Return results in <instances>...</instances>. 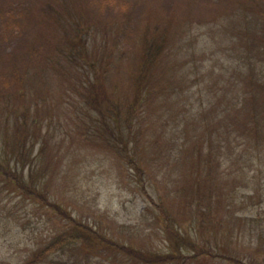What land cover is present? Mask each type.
Returning a JSON list of instances; mask_svg holds the SVG:
<instances>
[{"label": "rangeland", "instance_id": "obj_1", "mask_svg": "<svg viewBox=\"0 0 264 264\" xmlns=\"http://www.w3.org/2000/svg\"><path fill=\"white\" fill-rule=\"evenodd\" d=\"M240 57L264 65V0H0V145L50 200L0 178V264L27 261L62 214L115 243L90 264H264V155L219 149ZM140 84L157 93L134 154L100 113Z\"/></svg>", "mask_w": 264, "mask_h": 264}, {"label": "trees", "instance_id": "obj_2", "mask_svg": "<svg viewBox=\"0 0 264 264\" xmlns=\"http://www.w3.org/2000/svg\"><path fill=\"white\" fill-rule=\"evenodd\" d=\"M259 25V23L256 24V26ZM155 47L156 43L153 42L148 48L149 56L153 55ZM246 58L247 57H240L242 68H237V71H242V75L239 80H234L229 76L223 79V83L225 82V85L230 89L238 87L234 96L229 100H225L222 105V112L227 113L229 116L223 114V130L226 137L223 140L221 136L223 147L219 149L229 156V160L233 159V157H238L237 152L243 150L244 146L246 150H248L249 146L253 147V145H255L257 150L256 154L264 155V109L263 111H259V109L255 107L250 112V105L254 107L257 100L258 95L256 93L261 89L264 90V75H262L264 65L257 64L253 59ZM239 63L241 64V62ZM244 67H247L246 70H243ZM253 86H256L255 90H252L251 87ZM232 91L234 92V90ZM156 93L157 91L155 88L140 84L137 96L128 108H124L127 107V105L120 106L117 103L113 105L116 116L112 118L119 125L120 131L122 130L121 124L124 129L126 128L131 131V137H129L130 143L132 140H134V142L138 140L139 136L143 134V120L146 118L149 111L150 98ZM190 104L191 103H189V105ZM200 108H203V106ZM186 112L188 111L185 110L184 115L187 114ZM213 113L219 119V112L216 111V113ZM205 115L206 113L204 116ZM192 116L196 117V114ZM197 116L202 118V111L197 113ZM100 118L108 119L109 117L100 113ZM112 131L113 133L109 138L112 141H117L118 137L114 134V130ZM3 143L4 146L3 144L0 145V178H5L8 182L14 184V187L26 190L30 194L29 199L31 198V200L33 196H36L41 200V203L50 201L42 196L45 195V193L41 194L38 190L41 194L39 195L28 187L27 183L33 178V166H31V164L28 166L26 161L22 162L18 158L16 159L17 163L15 165L18 169H15L13 166L15 160L4 152L3 149L7 146L5 142ZM209 143L210 147H216L215 143L220 146L218 136H210ZM134 153H137L136 147ZM22 159L24 160V157ZM27 167L30 169V179L28 180L26 178ZM134 169H137V167H134ZM42 206L49 205L43 204ZM60 220L65 221V223L60 221L62 222L61 229L55 234H51L46 242H44L45 244L38 247L31 257L22 264H90L89 257L92 255V247L105 246L111 250L116 247L115 243L112 241L105 240L108 245L100 241V238L94 236L92 231L86 229L80 222L70 216H64L62 214ZM83 251L86 252V257L82 256ZM80 257L83 258L85 262H83Z\"/></svg>", "mask_w": 264, "mask_h": 264}]
</instances>
